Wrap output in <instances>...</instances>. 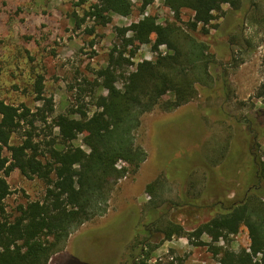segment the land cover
Wrapping results in <instances>:
<instances>
[{"label": "rangeland", "instance_id": "1", "mask_svg": "<svg viewBox=\"0 0 264 264\" xmlns=\"http://www.w3.org/2000/svg\"><path fill=\"white\" fill-rule=\"evenodd\" d=\"M255 1L256 8L246 6L238 12L223 6L205 26L207 34L198 27L196 35L214 59V86L198 87L191 102L173 111L154 109L142 117L135 138L147 154L145 162L134 175L118 181L107 213L82 225L48 264H121L130 247L141 239L150 206L190 232L197 220L205 221L208 216L199 218L189 202L197 199L199 203L215 190L229 199L238 198L254 184L249 178L251 155L263 159L264 152V104L256 97L264 84V0ZM98 4L99 0H0V99L13 105L23 103L37 112L42 102L35 99L33 83L41 76L43 98L54 110L48 126L35 124L38 138H33V143L56 137L58 129L52 127L60 116L72 112L78 119L99 109L106 97V91L98 86L99 70L114 68L112 82L121 89L137 64L151 63L158 53H166L165 47L153 51L151 45L124 46L130 29L141 19L154 16L160 25L175 22L183 27L193 19L188 10L175 19L160 0L144 9L139 0H131L132 11L126 17L106 12L101 18L85 17ZM254 10L255 23L250 18ZM82 18L85 20L80 22ZM25 129L13 134L12 145L24 140ZM225 133L231 140L228 154L220 166L207 169L205 152L215 140L223 143ZM253 136L256 148L250 147ZM70 142L83 156L88 153L84 136H74ZM233 153L238 154L239 165L231 172L226 159ZM156 180L161 187L155 186L152 196L146 194V186ZM6 181L11 190L5 200L9 216L15 215L18 206L41 200L45 194L42 180L26 178L17 170ZM203 193L206 196L202 197ZM200 241L250 253L244 228L229 242L214 244L206 235ZM197 242L194 238L190 243L186 238L167 239L155 250L150 264H219L211 246Z\"/></svg>", "mask_w": 264, "mask_h": 264}, {"label": "trees", "instance_id": "2", "mask_svg": "<svg viewBox=\"0 0 264 264\" xmlns=\"http://www.w3.org/2000/svg\"><path fill=\"white\" fill-rule=\"evenodd\" d=\"M139 1L144 9L154 0ZM160 1L177 20L183 10L192 12V21L184 27L175 22L160 25L154 16H147L132 27L131 36L124 39L125 47L151 45L153 51L165 47L166 53H158L151 63L137 64L125 77L121 89L112 82L116 77L114 68L107 66L99 70L96 75L101 83L98 86L106 91V97L91 116L77 119L71 116L72 112L60 116L52 127L58 129L56 137L33 143V138H38L35 124L48 126L54 112L52 105L43 98L42 77L36 76L33 83L35 99L42 102L37 112H32L23 103L13 105L0 99V264H48L55 254L64 250L69 237L82 225L107 213L110 196L118 181L134 175L147 158L135 138L142 117L154 109L173 111L191 102L198 87L214 86V59L207 44L196 35L198 27L207 34L205 26L225 5L235 12L245 10L246 6H257L255 0ZM132 7L131 0H99L85 17L101 18L103 12L126 17ZM250 18L256 22L255 10ZM84 20L82 18L80 22ZM108 21L102 20V25ZM130 52L131 55L135 53L134 50ZM168 95L169 99H165ZM256 97L264 104V84L259 87ZM245 121L248 123L247 119ZM24 127V140L12 145L13 134ZM77 135L84 136L88 148L85 156L70 142ZM224 135L223 143L215 140L216 144L205 152L207 169L220 166L226 158L231 140L228 141L230 134ZM254 138L250 139V147L256 148ZM235 155L230 154L226 159L231 172L239 165L238 154ZM262 155L263 159L254 153L251 155L253 171L249 178L254 184L241 197L229 199L215 190L199 203L197 199L189 202L199 218L208 216L205 221L197 220L199 223L190 232L180 222L150 206L141 239L130 247L121 264H150L155 250L167 239L186 238L190 243L194 238L199 240V245L211 246L200 241L203 235L211 243H225L241 228L247 231L250 253L211 246L218 263L263 264L264 152ZM231 158L235 159L234 163L230 162L233 161ZM118 164L123 165L117 168ZM15 170L26 178L42 180L46 190L41 200L18 206L15 215L9 216L5 200L11 190L6 177ZM159 183L156 180L146 186V194L152 196L155 186L161 187ZM212 183L214 188L215 179ZM206 195L201 194L202 197ZM257 256L259 259L255 260Z\"/></svg>", "mask_w": 264, "mask_h": 264}, {"label": "built area", "instance_id": "3", "mask_svg": "<svg viewBox=\"0 0 264 264\" xmlns=\"http://www.w3.org/2000/svg\"><path fill=\"white\" fill-rule=\"evenodd\" d=\"M122 165H123V164H118V165H117V168H120V166H122ZM248 251H249V250H248Z\"/></svg>", "mask_w": 264, "mask_h": 264}]
</instances>
